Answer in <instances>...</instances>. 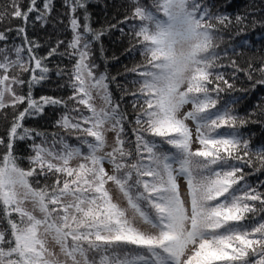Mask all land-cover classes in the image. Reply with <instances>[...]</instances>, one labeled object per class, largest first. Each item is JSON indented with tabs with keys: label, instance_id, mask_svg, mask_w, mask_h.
Returning <instances> with one entry per match:
<instances>
[{
	"label": "snow or ice",
	"instance_id": "6c2138e0",
	"mask_svg": "<svg viewBox=\"0 0 264 264\" xmlns=\"http://www.w3.org/2000/svg\"><path fill=\"white\" fill-rule=\"evenodd\" d=\"M64 4L72 38L61 55L74 61L67 99L33 95L49 79L48 57L64 41L47 57H38L40 45L28 38L26 28L32 14L47 23L53 0H29L27 8L9 0L0 12L2 20L10 7L11 17L23 21L15 29L22 43L0 47V115L7 118L13 110L7 136L0 137L5 149L0 221L6 223L0 227V264H264V219L255 220L258 211L264 212V192L250 185L244 172L254 159L259 162L255 171H264V145L254 150L240 131L264 120L241 117L231 103H222L221 94L233 91L234 84L215 71L220 59L215 33L231 23L229 15L213 13L207 0H153L152 8L131 0L122 23L145 63L130 70L136 77L132 83L139 85L131 93L133 108L139 105L140 112L132 129L135 138L128 141L127 114L113 100L107 74H97L92 62V44L104 33L90 25L88 0ZM243 19L235 18L237 24ZM7 32H0V42L8 40ZM190 38L197 39L191 50L177 52L176 46ZM249 43L243 40L240 46ZM14 69L28 73V80L12 75ZM65 71L57 68L55 74L63 77ZM259 72L264 75V66ZM257 84L264 85V79L253 88ZM25 85L27 91L19 93ZM96 98L102 101L99 107ZM185 105L191 109L181 115ZM47 108L62 110L55 126L76 134L78 143L25 126V120L42 117ZM108 132L115 140L105 151ZM29 141L31 167L25 169L15 147ZM194 143L199 146L193 148ZM73 160L79 163L73 166ZM37 176L55 180L34 187L31 180Z\"/></svg>",
	"mask_w": 264,
	"mask_h": 264
},
{
	"label": "trees",
	"instance_id": "16d2710c",
	"mask_svg": "<svg viewBox=\"0 0 264 264\" xmlns=\"http://www.w3.org/2000/svg\"><path fill=\"white\" fill-rule=\"evenodd\" d=\"M23 8H27L29 0H19ZM213 13H227L231 23L227 27L219 26L216 31V44L219 53L218 67L215 71L222 72L234 84V90L222 93V103H231L236 114L251 120H264L260 112L264 110V85L253 84L264 75L259 72L264 66V0H207ZM140 4L146 8H152L153 0H140ZM9 0H0V12H3ZM8 15L0 20V32H7L8 40L0 42V47L5 43L9 47L13 44H21L22 40L17 36L15 29L23 25L20 19H13L10 15L11 8H7ZM87 11L90 14V25L92 29L103 31L101 40L92 44V62L98 67L97 74L106 73L109 77L110 91L113 100L120 104V108L127 114L128 123L125 124V136L128 141L134 140L132 129L136 127L134 121L140 112V106L133 108V96L131 93L137 91L139 85L133 84L136 78L130 70L145 63L142 50L134 47L136 39L128 26L122 23L125 17L130 15L131 0H88ZM68 9L64 0H53V11L47 19V23L34 20L35 14L30 16L27 24V35L30 40L36 41L40 47L36 49L38 57H47L51 48L56 47L58 41H64L58 48L57 54L48 57L46 63L52 70L49 79L38 85L33 90L35 97L54 96L67 99L72 93L67 86L70 70L74 61L68 56L61 55L68 51L67 42L72 38V33L68 30ZM78 15L83 17L81 10ZM237 16L243 17V22L236 23ZM113 25H117L113 28ZM123 29L124 32L120 31ZM239 33V35H238ZM248 40L250 43L240 46L241 41ZM103 49V53L101 52ZM235 49L233 51L232 49ZM225 53H227L225 55ZM27 55V53H25ZM14 58V57H13ZM233 61L235 62L233 65ZM65 69V75L58 77L56 69ZM235 72L236 78L232 79ZM251 74V80L248 74ZM12 75H19L22 79L28 80V73H21L19 69H14ZM115 78L112 80L111 78ZM21 94L27 91V86L17 88ZM235 100V103L232 101ZM24 106H20L22 110ZM69 107L72 103L69 102ZM13 110L9 109L5 115H0V137L7 136V130L13 118ZM62 110L59 108H47L42 117L27 119L25 126L44 132H58L68 138L69 143H78L74 138L76 134L69 135L63 129L55 126V121L60 117ZM255 113L254 115H250ZM245 138L250 139L251 147L255 150L258 146L264 145V124L249 123L240 129ZM39 142V141H37ZM29 142H18L15 147V154L18 157L19 166L25 169L31 167L27 157L31 155ZM5 149L0 146V155ZM259 162L254 159L253 166H245L247 182L260 192H264V171L257 172ZM55 177L37 176L31 180L34 187L51 185ZM260 205L257 204V208ZM264 219V212H257L255 220ZM249 220H253L250 215ZM6 223L0 221V227H5Z\"/></svg>",
	"mask_w": 264,
	"mask_h": 264
},
{
	"label": "rangeland",
	"instance_id": "374dc122",
	"mask_svg": "<svg viewBox=\"0 0 264 264\" xmlns=\"http://www.w3.org/2000/svg\"><path fill=\"white\" fill-rule=\"evenodd\" d=\"M95 103H96V105L99 107V106H101L102 101H101L99 98H96ZM190 109H191V105H185L184 108L181 110V115H183L184 112H186V111H188V110H190ZM188 123H189V126L193 128V133H194V135H195V132H194V124H193L191 121H188ZM114 140H115V133H114V132H108V133H107V141H108V145H109V147L106 148L105 151H110V150H111V146L113 145ZM198 146H199V145L196 144V143L193 144V148H196V147H198ZM77 163H79L78 160H73V161H72L73 166H75ZM105 167H106L109 171H111V166H110V165H107V164H106ZM180 183H181V190H182V192H183V190H184V181L181 180ZM108 187H109L110 190L113 192V195H114V196H117V195H118V194L116 193V191H115L114 186H112L111 184H109ZM121 203H123V202L121 201ZM25 206H26L27 208H29V209L31 208V204H30V203H26ZM137 226H139V227H143V225H140V224H138ZM49 246H50V248H53L55 251H57V252L59 251L58 246L54 245L52 242H50Z\"/></svg>",
	"mask_w": 264,
	"mask_h": 264
},
{
	"label": "clouds",
	"instance_id": "9594fccd",
	"mask_svg": "<svg viewBox=\"0 0 264 264\" xmlns=\"http://www.w3.org/2000/svg\"><path fill=\"white\" fill-rule=\"evenodd\" d=\"M197 42L196 38H190V39H186L181 41V43H179L176 48H177V52L183 51L184 53H187L191 50L192 46ZM216 43V40L214 41ZM189 72H186L185 75H189Z\"/></svg>",
	"mask_w": 264,
	"mask_h": 264
}]
</instances>
